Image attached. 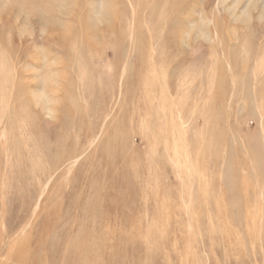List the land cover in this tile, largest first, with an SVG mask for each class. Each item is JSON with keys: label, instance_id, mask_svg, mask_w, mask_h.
I'll return each mask as SVG.
<instances>
[{"label": "rangeland", "instance_id": "374dc122", "mask_svg": "<svg viewBox=\"0 0 264 264\" xmlns=\"http://www.w3.org/2000/svg\"><path fill=\"white\" fill-rule=\"evenodd\" d=\"M134 1L0 0V264H264V0Z\"/></svg>", "mask_w": 264, "mask_h": 264}, {"label": "bare ground", "instance_id": "6f19581e", "mask_svg": "<svg viewBox=\"0 0 264 264\" xmlns=\"http://www.w3.org/2000/svg\"><path fill=\"white\" fill-rule=\"evenodd\" d=\"M221 1L222 0L219 1V4L221 3ZM12 2L16 6H23L25 4H29L30 6H33V9L31 10L32 13L37 12L38 9L43 10L47 14V18H46V22L47 23H53L54 21H57L55 16H54V14H53L54 6H55V3H57V0H12ZM128 3H129V7L131 9V13H132V17H133V24H135L136 20L138 18V17L136 18V16L139 15V14H137V7H136L137 5L135 4L134 0H128ZM20 8H22V7H20ZM217 10H218V14H219L218 18H222V13H221V10L219 9V6L217 7ZM141 13L143 14V12H141ZM43 18H45V17H43ZM138 19H139L138 21L140 22V17ZM205 20H207V17H204V21ZM193 22H194V19H192V15L191 14L186 15L184 21L182 22V25L180 26V30L182 31V33L186 34L187 32H189L190 30L188 29V26H189V24H193ZM209 22L211 24V27H209V25L206 24L205 27H204V29H205L204 31H207V30L213 31V29H214L215 30L216 39L219 42H221L222 38H221L220 32L218 30V19H217V17L216 16L213 17V19H211ZM135 25H133V26H135Z\"/></svg>", "mask_w": 264, "mask_h": 264}]
</instances>
